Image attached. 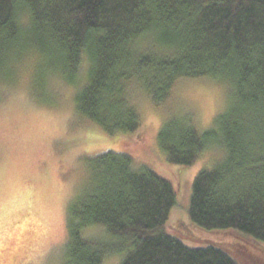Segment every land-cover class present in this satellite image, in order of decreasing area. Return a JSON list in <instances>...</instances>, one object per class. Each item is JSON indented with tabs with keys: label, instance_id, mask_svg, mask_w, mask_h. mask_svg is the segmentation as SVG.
<instances>
[{
	"label": "trees",
	"instance_id": "trees-1",
	"mask_svg": "<svg viewBox=\"0 0 264 264\" xmlns=\"http://www.w3.org/2000/svg\"><path fill=\"white\" fill-rule=\"evenodd\" d=\"M27 55L34 89L48 92L53 77L77 87L78 118L108 135L141 131L134 86L166 110L180 81L228 88L209 129L167 112L158 133L182 169L219 154L194 178L183 228L169 224L179 200L170 180L101 151L67 208L64 264H264V0H0V86L18 81ZM197 233L235 234L261 255Z\"/></svg>",
	"mask_w": 264,
	"mask_h": 264
},
{
	"label": "rangeland",
	"instance_id": "rangeland-1",
	"mask_svg": "<svg viewBox=\"0 0 264 264\" xmlns=\"http://www.w3.org/2000/svg\"><path fill=\"white\" fill-rule=\"evenodd\" d=\"M35 61L36 56L24 57L18 81L0 86V264H64L68 205L84 182L90 156L105 150L129 153L139 165L150 166L173 183L179 200L169 224L176 231L182 229L194 178L212 167L219 154L208 152L194 166L182 169L167 162L158 133L167 112L190 115L202 130L212 127L227 107V86L213 80L180 81L167 110L156 107L134 86L131 97L141 114V131L133 136L108 135L78 118L77 87L53 77L48 92L34 89ZM197 235L229 245L239 242L261 253L258 246L232 233ZM116 261L112 257L107 264Z\"/></svg>",
	"mask_w": 264,
	"mask_h": 264
}]
</instances>
